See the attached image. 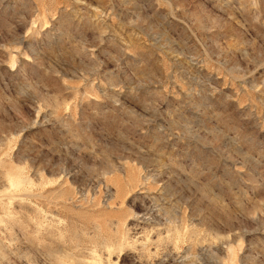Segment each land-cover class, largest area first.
I'll list each match as a JSON object with an SVG mask.
<instances>
[{
  "label": "rangeland",
  "instance_id": "rangeland-1",
  "mask_svg": "<svg viewBox=\"0 0 264 264\" xmlns=\"http://www.w3.org/2000/svg\"><path fill=\"white\" fill-rule=\"evenodd\" d=\"M0 264H264V0H0Z\"/></svg>",
  "mask_w": 264,
  "mask_h": 264
}]
</instances>
